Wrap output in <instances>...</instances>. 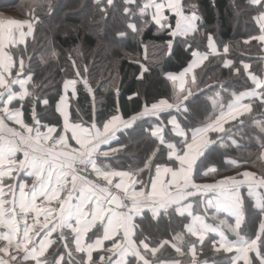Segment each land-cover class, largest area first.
<instances>
[{
	"label": "snow or ice",
	"instance_id": "snow-or-ice-1",
	"mask_svg": "<svg viewBox=\"0 0 264 264\" xmlns=\"http://www.w3.org/2000/svg\"><path fill=\"white\" fill-rule=\"evenodd\" d=\"M28 6L43 4L32 0ZM88 6L105 24L118 11L123 30L115 38L140 36L145 50L143 34L156 26L169 37L164 54L171 56L181 43L188 62L179 73H164L170 96L145 99L127 117L117 102L101 121L89 70L81 72L71 52L74 75L65 73L58 85L50 78L37 82L36 50L29 51L28 37L34 38L39 16L32 11L24 20L0 18V264H219V254L225 264H264V164L259 174L240 171L256 161L230 155L250 147L252 137L242 143L240 129L252 124L260 133L256 160L264 162V72L244 60L237 66L231 43L221 46L213 31L202 30L206 19L196 0H91L79 7ZM211 6L217 7L215 0ZM47 7L52 13L50 0ZM231 7L237 25L248 12L245 23L256 27L242 47L255 46L264 63V0ZM197 37L204 50L194 47ZM58 55L53 48L50 57ZM213 60L250 84L237 92L218 81L220 91L206 95L214 86L202 88L196 70ZM48 62L41 54L37 64ZM134 63L136 79L143 81L150 68ZM81 86L92 101L90 121L80 115ZM53 87L54 106L45 91ZM222 93L230 96L226 104ZM202 96L213 112L197 120L192 104ZM50 114L53 119H45ZM118 154L130 161L126 167L110 162ZM221 167L236 172L212 183L195 182L197 175L217 176ZM209 239L213 259L201 260Z\"/></svg>",
	"mask_w": 264,
	"mask_h": 264
},
{
	"label": "trees",
	"instance_id": "trees-1",
	"mask_svg": "<svg viewBox=\"0 0 264 264\" xmlns=\"http://www.w3.org/2000/svg\"><path fill=\"white\" fill-rule=\"evenodd\" d=\"M40 2L43 7L30 9L28 5L32 3V0H0V12L10 13L21 19H28L30 12L34 11L40 18V22L35 28L34 38L28 39L29 51L36 50V60L33 61V68L38 73L37 82L50 78L53 84L58 85L63 78H66L65 73L68 77L74 75L75 70L71 67L72 62L68 60L71 52L75 62L80 66L81 72L85 67L89 70L88 78L91 87L95 90V104L101 121L107 113L114 110L117 102L121 111L127 117L137 111L145 99L151 101L153 98L171 95L172 85L164 78V73H179L186 66L189 54L183 51V44L176 43L173 54L171 56L165 55V42L169 37L166 32H158L156 26L153 25L144 32L142 37L144 44L147 45L145 50L140 47V36L133 37L129 35L125 40L115 38L116 31L123 30V22L116 10L111 11L110 18L105 24L101 21V13L97 9L91 6L83 10L80 9L81 3L87 2L90 5L91 0H50L54 5L52 13H49L47 7L49 0H40ZM196 2L201 5L202 14L206 19L202 30L209 29L213 31L217 42L221 46L223 43H231L232 53L230 58L236 62L237 66L240 65L241 60H244L251 63L257 72H264V63L257 59L260 55L258 49L255 46L250 49L242 47V41L246 34L252 33L256 27L251 22L245 23L246 15H248L247 11L240 16L239 25L236 24L234 10L231 5L235 2L244 6V0H215L216 8L211 6V0H196ZM170 23L174 24L173 17L170 18ZM197 45L201 50H204V43L200 42L199 37H197V43L194 44V47ZM53 48L59 53L58 57L54 59L50 57ZM74 49L77 51H72ZM41 54H44L48 59L47 65L37 64ZM137 60L145 63L150 68L143 81L136 79L139 74V65L134 61ZM196 72L198 81L203 82L201 84L202 88L206 85L214 86L213 92L206 93L208 96L220 91L218 81L226 83L229 91L237 92L245 90L246 86L250 84V82H246V78L230 76L228 70L217 67L215 60L207 68L197 69ZM117 89H119V96L116 94ZM45 91L53 97L51 102L54 106L57 99L55 97L56 88H48ZM79 91L80 115L85 120L90 121L92 115L91 98L88 97L82 86ZM134 92L140 94L139 98L129 100V96ZM221 98L222 102L226 104L230 96L227 93H222ZM204 100L205 97L202 96L199 101L192 104V110L197 120L205 119L213 112L211 101H208L205 106L202 103ZM205 107L207 108L206 111ZM72 111L73 118H77L75 107ZM164 118L166 120V114H164ZM45 119H53V114L48 115ZM147 126V124L144 125V127ZM142 130V128L137 129L138 132ZM240 131L245 133V140L242 143H249L246 138L248 136L252 137L250 147L231 152L230 155L239 159L256 161L255 166L244 165L240 171L247 169L259 174L260 165L264 164V162L256 160L259 151L257 139L260 135L259 130L254 128L252 124H248ZM237 135L239 136V133ZM140 142L142 144L143 140ZM118 156L115 159L124 167L130 163L123 154H118ZM223 159L222 156L218 157L217 162L222 164ZM118 161L114 165H117ZM201 171H203V168H201ZM235 172V169L221 167L217 176L197 175L196 180L202 179L205 182H213L214 179H220L227 176V174L228 176L229 174L233 175ZM186 221L185 219L182 223H186ZM216 258H218V255ZM202 259H213V253L209 251L205 254L204 252Z\"/></svg>",
	"mask_w": 264,
	"mask_h": 264
},
{
	"label": "crops",
	"instance_id": "crops-1",
	"mask_svg": "<svg viewBox=\"0 0 264 264\" xmlns=\"http://www.w3.org/2000/svg\"><path fill=\"white\" fill-rule=\"evenodd\" d=\"M171 18V17H170ZM173 20H174V24H173V26H175V17H173ZM31 37H28V39H30ZM220 100H221V102H222V98L220 97ZM228 102V101H227ZM226 102V103H227ZM11 126V125H10ZM74 143V142H73ZM112 147H117V145H115V144H112ZM241 171H244V170H241ZM234 175V174H233ZM19 179H25V177L23 176V175H21V177L19 178ZM197 184H205V183H212V182H201V181H195ZM246 191V190H245ZM208 195V198H210L211 197V193H209V194H207ZM193 203H194V205L196 204V203H198V201H193ZM201 211H202V209H201ZM187 222V221H186ZM211 235H214V234H210V236ZM209 251H211V239H209V241H208V244H207V246H205V248L203 249V253L205 252V254H206V252H209ZM212 252V251H211ZM202 253V254H203ZM222 255H224V254H219L218 255V258H216L218 261H219V264H225V260H226V257H222ZM200 259L201 260H203L202 259V255L200 256ZM209 261H211L212 259H208ZM186 264H187V262H186Z\"/></svg>",
	"mask_w": 264,
	"mask_h": 264
},
{
	"label": "rangeland",
	"instance_id": "rangeland-1",
	"mask_svg": "<svg viewBox=\"0 0 264 264\" xmlns=\"http://www.w3.org/2000/svg\"><path fill=\"white\" fill-rule=\"evenodd\" d=\"M0 18H9V19H17V20H24V19H21V18H18V17H16L15 15H11L10 13H4V12H0ZM32 38V37H31ZM30 38V39H31ZM189 79V81L191 80V77H189L188 78ZM119 157V156H118ZM118 160H116V159H112L110 162L112 163L113 162V165L117 162ZM247 170V169H246ZM250 171V170H249ZM229 175H231V174H229ZM227 176H228V174H227ZM196 181H198V180H196ZM199 181H201V182H205V181H202V179L201 180H199ZM222 257H225V255H222Z\"/></svg>",
	"mask_w": 264,
	"mask_h": 264
}]
</instances>
